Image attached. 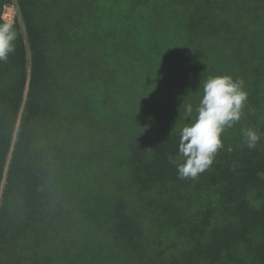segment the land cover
I'll list each match as a JSON object with an SVG mask.
<instances>
[{
	"label": "trees",
	"instance_id": "trees-1",
	"mask_svg": "<svg viewBox=\"0 0 264 264\" xmlns=\"http://www.w3.org/2000/svg\"><path fill=\"white\" fill-rule=\"evenodd\" d=\"M17 4L24 34L15 24L0 62V264H264V0ZM223 75L244 82L241 119L180 179V131Z\"/></svg>",
	"mask_w": 264,
	"mask_h": 264
},
{
	"label": "clouds",
	"instance_id": "clouds-1",
	"mask_svg": "<svg viewBox=\"0 0 264 264\" xmlns=\"http://www.w3.org/2000/svg\"><path fill=\"white\" fill-rule=\"evenodd\" d=\"M16 39L14 23L0 22V62H6L15 51ZM247 99L242 80L223 75L209 77L204 82L195 119L180 131L178 158L182 162L176 165L178 178L195 179L211 166L218 150L224 147L222 134L240 121ZM192 113L193 106L187 104L185 117H191ZM241 132L247 147L254 149L261 139L260 134L252 128L241 129Z\"/></svg>",
	"mask_w": 264,
	"mask_h": 264
},
{
	"label": "rangeland",
	"instance_id": "rangeland-1",
	"mask_svg": "<svg viewBox=\"0 0 264 264\" xmlns=\"http://www.w3.org/2000/svg\"><path fill=\"white\" fill-rule=\"evenodd\" d=\"M0 20L2 22L4 21H12L15 24H17L21 30L22 33L24 34V29H23V24H22V17L20 14V10L17 4V0H9L8 3L4 4L1 8L0 11ZM108 31V29H107ZM27 50V48H26ZM28 56H29V52H28ZM177 72L182 73V69L181 66H178L175 68L174 73L177 74ZM262 97H264V95H262ZM257 147L259 146L261 148V146L257 143L256 145ZM231 154L235 153L237 156H240V154H244V155H248V156H253L254 154H252V152L249 149H246V151L244 152L243 149L241 147L238 148V150L236 149V144H234V146L231 148ZM252 194L250 193L248 195V199H251ZM234 264V263H231ZM240 264H244L240 263ZM252 264H255V261H252Z\"/></svg>",
	"mask_w": 264,
	"mask_h": 264
}]
</instances>
